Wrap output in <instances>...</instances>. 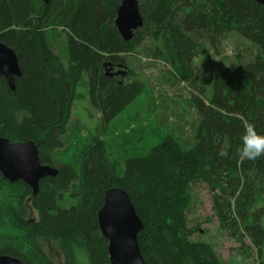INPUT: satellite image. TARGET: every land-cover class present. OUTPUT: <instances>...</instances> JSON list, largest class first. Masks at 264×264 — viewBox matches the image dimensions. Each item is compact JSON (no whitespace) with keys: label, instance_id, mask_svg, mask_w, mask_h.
I'll use <instances>...</instances> for the list:
<instances>
[{"label":"trees","instance_id":"trees-1","mask_svg":"<svg viewBox=\"0 0 264 264\" xmlns=\"http://www.w3.org/2000/svg\"><path fill=\"white\" fill-rule=\"evenodd\" d=\"M137 1L143 26L124 42L114 26L120 0H0V43L14 52L22 73L14 91L0 76V137L33 141L40 164L58 169L56 177L40 181L35 196L0 174V256L57 264L43 249V242H53L60 264H110L97 213L105 192L121 188L142 221L137 243L145 264H225L210 243L192 239L198 229L187 224L194 189L204 184L219 228L241 244L245 260L253 252L254 263L264 264V157L239 156L245 121L264 134V9L250 0ZM233 33L258 49L257 58L193 76L196 48L205 40L215 47ZM146 38L153 46L146 55L192 89L190 104L199 117L192 143L168 128L161 142L126 159L119 173L96 136L76 151L74 164L62 161L82 75L89 103L108 122L144 90L123 56ZM112 63L129 70L126 81L108 75ZM225 143L228 156L221 157Z\"/></svg>","mask_w":264,"mask_h":264},{"label":"rangeland","instance_id":"rangeland-1","mask_svg":"<svg viewBox=\"0 0 264 264\" xmlns=\"http://www.w3.org/2000/svg\"><path fill=\"white\" fill-rule=\"evenodd\" d=\"M201 40L203 38L197 40V43H201ZM151 43L146 38L137 45L140 48L123 56L129 70L137 73L136 77L143 83L144 90L108 122L89 103L86 76L82 75L76 86L67 130L72 138L62 161L74 164L76 151L96 136L106 142L108 157L117 165L119 173L126 159L147 154L170 130L177 131L185 145L192 143L191 127L199 120L190 104L192 89L188 83L175 76L168 65L146 55L153 50ZM196 51L190 68L193 76L200 77L213 73L219 67L231 68L246 64L259 55L256 47L235 33L220 43L215 42V47L205 40L203 49L196 48ZM123 70L127 71L125 67ZM194 196L193 207L187 214L188 227L195 226L198 229L192 239L210 243L225 264H255L253 252L245 260L241 255L242 250H239L241 244L219 228L209 188L199 184L194 189ZM244 244L251 248L247 239H244ZM43 249L51 261L62 263L63 257L56 243L43 242Z\"/></svg>","mask_w":264,"mask_h":264},{"label":"water","instance_id":"water-1","mask_svg":"<svg viewBox=\"0 0 264 264\" xmlns=\"http://www.w3.org/2000/svg\"><path fill=\"white\" fill-rule=\"evenodd\" d=\"M41 1L48 4V0ZM250 1L264 9V0ZM115 12L114 26L121 39L129 42L143 26L138 1L120 0ZM21 75L16 55L5 44L0 43V76L5 79L11 91H14L15 78ZM57 173V168L40 164L33 141L10 142L0 137V174L7 182H23L35 196L39 191L40 181L54 178ZM97 220L100 234L107 241L110 264H145L137 243V236L143 227L142 221L123 189L112 188L105 192ZM0 264L23 263L10 256H0Z\"/></svg>","mask_w":264,"mask_h":264},{"label":"clouds","instance_id":"clouds-1","mask_svg":"<svg viewBox=\"0 0 264 264\" xmlns=\"http://www.w3.org/2000/svg\"><path fill=\"white\" fill-rule=\"evenodd\" d=\"M239 156L242 160H256L264 157V134L257 132L255 124L245 121L243 124ZM229 145L225 143L219 152L221 157L228 156Z\"/></svg>","mask_w":264,"mask_h":264},{"label":"flooded vegetation","instance_id":"flooded-vegetation-1","mask_svg":"<svg viewBox=\"0 0 264 264\" xmlns=\"http://www.w3.org/2000/svg\"><path fill=\"white\" fill-rule=\"evenodd\" d=\"M124 66L121 64V63H112L108 66V70H109V73L108 75L111 77V78H114L115 80L120 79L119 82H123V80L126 79V76H127V73H128V69L126 72H124L123 70ZM118 81V80H117Z\"/></svg>","mask_w":264,"mask_h":264}]
</instances>
